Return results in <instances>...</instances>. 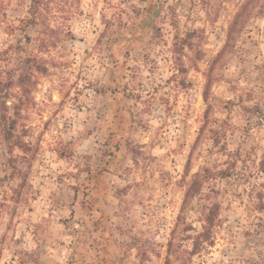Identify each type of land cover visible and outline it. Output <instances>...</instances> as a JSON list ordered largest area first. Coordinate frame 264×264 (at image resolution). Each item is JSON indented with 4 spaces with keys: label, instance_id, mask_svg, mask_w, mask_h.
<instances>
[{
    "label": "rangeland",
    "instance_id": "obj_1",
    "mask_svg": "<svg viewBox=\"0 0 264 264\" xmlns=\"http://www.w3.org/2000/svg\"><path fill=\"white\" fill-rule=\"evenodd\" d=\"M244 1L38 0L30 23L33 0H0V79L27 57L47 69L7 102L30 150L10 152L0 125V264H264V120L247 110H264V15L214 61ZM225 142L252 182L209 181L184 206L195 173L228 165ZM215 201L214 245L192 254Z\"/></svg>",
    "mask_w": 264,
    "mask_h": 264
},
{
    "label": "trees",
    "instance_id": "obj_2",
    "mask_svg": "<svg viewBox=\"0 0 264 264\" xmlns=\"http://www.w3.org/2000/svg\"><path fill=\"white\" fill-rule=\"evenodd\" d=\"M38 0H33L32 5L30 6L31 13L33 17L30 20V23H33L37 20V11L39 9L36 4ZM264 15V0H245L239 10L234 15L233 20L231 21L228 31L226 42L219 52L214 61H217L222 56H224L227 52H229L232 48L237 45L238 38L244 29L247 27L253 16H262ZM195 35V31L188 33V38H184L179 47L180 50L185 47L186 44H191L190 38ZM22 69L16 79L13 81L9 77L7 80L0 79V125L3 137L8 145L9 151L12 152L14 148L19 147L23 151H29L30 145L16 137L15 129L17 128V115L20 114V106L18 103H14L12 109H14V113H10V107L7 104L10 98V88L15 83L22 92V96H28L32 92V86L34 84L33 74L34 71L44 72L46 71V67L39 61L37 57H27L22 61ZM213 68L209 70L208 74H206V84L204 90V99L207 102L209 99L210 89L214 82L212 77ZM250 96L252 94H249ZM251 109V110H250ZM247 110L254 114V110L263 115L262 119L264 120V110L260 107V105H256L253 108L247 107ZM207 120H209V116H206ZM253 121H249L244 125V132L247 134H252L256 129L260 130L258 124L260 123H252ZM208 123L202 127V130H205ZM264 124V123H261ZM256 128V129H255ZM214 133V147L218 146L220 137H219V129H212ZM221 148H225V152L228 155V165L225 168H213V167H204L202 170L198 171L194 174L191 181L188 183L184 196V206H187L191 201H193L198 195L203 193L204 186L207 182L216 180L218 178H230L232 176H239V174L244 175V182L251 183V178L254 174L253 171H250L248 174L243 171L244 168L251 169V165H249V154H243L240 149L235 151L228 148V142H225ZM191 160H189L190 162ZM257 171L264 172V149L262 151ZM244 183V184H246ZM253 188L256 190L255 199H257V203L259 205V210H264V181L253 183ZM221 209V203L219 201H215L210 205L209 210L204 215V224L202 230L194 236V243L192 254H196L200 252L205 247H209L214 245V233L215 228L219 222V214ZM171 259L168 258L166 264H170Z\"/></svg>",
    "mask_w": 264,
    "mask_h": 264
}]
</instances>
